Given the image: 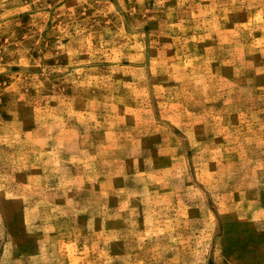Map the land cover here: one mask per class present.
<instances>
[{
    "label": "rangeland",
    "instance_id": "obj_1",
    "mask_svg": "<svg viewBox=\"0 0 264 264\" xmlns=\"http://www.w3.org/2000/svg\"><path fill=\"white\" fill-rule=\"evenodd\" d=\"M0 264H264V0H0Z\"/></svg>",
    "mask_w": 264,
    "mask_h": 264
}]
</instances>
